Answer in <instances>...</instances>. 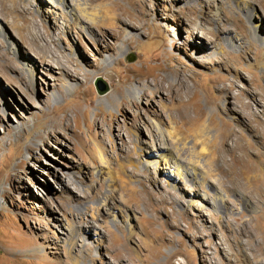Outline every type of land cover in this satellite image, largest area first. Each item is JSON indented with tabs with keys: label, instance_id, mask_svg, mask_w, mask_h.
Listing matches in <instances>:
<instances>
[{
	"label": "rangeland",
	"instance_id": "1",
	"mask_svg": "<svg viewBox=\"0 0 264 264\" xmlns=\"http://www.w3.org/2000/svg\"><path fill=\"white\" fill-rule=\"evenodd\" d=\"M68 2L0 0V264H264V0Z\"/></svg>",
	"mask_w": 264,
	"mask_h": 264
},
{
	"label": "bare ground",
	"instance_id": "2",
	"mask_svg": "<svg viewBox=\"0 0 264 264\" xmlns=\"http://www.w3.org/2000/svg\"><path fill=\"white\" fill-rule=\"evenodd\" d=\"M60 2H61V4H64V5H68V8H69V12L72 14V15H74L75 16V12L73 11L74 9L72 8L73 6V4L71 3V2H68L67 3V0H59ZM76 7V6H75ZM248 7H249V5H248ZM218 10V9H217ZM219 11V10H218ZM218 11H217V13H216V15H217V17H216V20L217 21H220V18L218 17ZM250 11L248 10V13H249ZM99 18V16L96 14V13H91V14H88V16H87V20L86 21H88V22H92V23H94V22H96L97 21V19ZM85 29V28H84ZM2 31H4L3 30V28H1L0 27V32L2 33ZM201 34H198V36H201L202 38H204V35H203V33L202 32H200ZM215 37V36H214ZM216 38V37H215ZM224 41H225V43L226 44H230V45H235V41H234V39H232V38H228L227 37V39H224ZM120 48H122V49H124V46H120ZM202 51V49L201 48H194V50H193V52L194 53H200ZM49 58H50V60L51 61H57V60H59L58 58H59V55L56 53V52H54L53 50L52 51H50V56H49ZM61 59V58H60ZM105 61H108V60H105ZM69 64V63H68ZM86 65V64H85ZM67 66V65H66ZM76 68H80V70L82 69V67L83 68H86L83 64L82 65H74ZM70 67V66H69ZM69 67H67V68H69ZM31 70V69H30ZM153 88H155V90H160L161 89V82H159L158 80H157V77H153ZM128 94L130 95V96H132L133 98H135V100H138L139 99V97H140V94H142V97L143 96H146L147 95V91H145V90H143V88H130V89H128ZM127 94V95H128ZM123 96V95H122ZM113 100V99H112ZM113 101H115L116 102V108H118L119 109V105H123L122 103H120L119 102V99L118 98H114V100ZM200 117H201V115L199 114L197 117H195V124L196 123H198L199 122V119H200ZM153 123H154V125H156V126H158V124L155 122V121H152ZM167 139V138H166ZM161 149H166V152L164 153L163 152V154H161L160 155V158L162 159V160H164L165 162H168L169 161V159L171 158L169 155L170 154H167V151H169V149L170 148H168V147H166L165 146V144H161ZM169 153V152H168ZM171 153V152H170ZM172 155V154H171ZM149 164H152V163H157V161L154 159V161L153 162H148ZM169 163V162H168ZM165 170H166V172H169L170 174H173V175H175L176 173L177 174H180L182 177H185L186 179H189V180H191V181H194V182H198L199 181V177L197 176V175H195V173L194 172H192L190 169H188V168H184V167H182L181 165H179V164H176L175 166H171L170 164L169 165H166V166H164L163 167ZM162 168V169H163ZM220 197H218L217 199H211L210 201H211V203L214 205V207L215 208H218V209H221V210H223L225 207H224V203H225V195L224 194H222V195H219ZM209 200V199H208ZM102 203H105V200L102 202ZM116 217H113L112 218V222H114V221H116ZM93 220V219H92ZM93 224V223H92ZM74 238L73 237H70L69 238V244L71 245V248H73V246H74ZM261 246H262V244L261 243H259L258 245H257V248L258 249H260L261 248ZM78 262V263H77ZM76 263L77 264H79V261H78V259L76 260Z\"/></svg>",
	"mask_w": 264,
	"mask_h": 264
}]
</instances>
